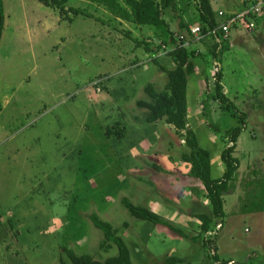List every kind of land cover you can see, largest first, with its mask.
<instances>
[{"label": "rangeland", "instance_id": "1", "mask_svg": "<svg viewBox=\"0 0 264 264\" xmlns=\"http://www.w3.org/2000/svg\"><path fill=\"white\" fill-rule=\"evenodd\" d=\"M194 3L183 0L176 9L167 8L164 18L177 45L201 54L189 79L187 121L211 152L214 178L225 171V132L238 125L239 113L247 114L234 154L240 169L224 194L228 215L223 223L216 220L209 233L193 242L132 217L121 204L123 198L139 205L150 199L161 205L155 208H163V218L189 236L201 232L194 215L211 213L204 193L196 199L204 185L186 174L191 166L181 156L189 151L185 137L164 127V120L144 124L147 110L137 106L139 100H150L145 85L163 91L168 74L162 68L175 67L171 47L160 45L154 29L119 21L89 0H68L66 10L88 15L70 13L72 21L39 0H4L0 217L6 222L0 226V264L3 259L9 264H72L66 249L100 261L116 255V246L101 249L104 234L94 227L92 214L116 228L129 223L122 236L138 245L133 264H166L170 256L183 258V264H264V213H242L250 195L264 189V22L256 21L253 31L233 27L222 51L220 35L193 34L182 27L197 16ZM216 44L220 46L214 49ZM220 69L225 93L239 113L211 99ZM117 118L128 129L122 140L105 134L121 121ZM154 165L168 169L164 178ZM10 229L12 240L5 242ZM8 242L10 252H19L17 259L7 257ZM220 254L237 261L228 263Z\"/></svg>", "mask_w": 264, "mask_h": 264}, {"label": "trees", "instance_id": "2", "mask_svg": "<svg viewBox=\"0 0 264 264\" xmlns=\"http://www.w3.org/2000/svg\"><path fill=\"white\" fill-rule=\"evenodd\" d=\"M46 7L56 8L59 10L60 15L64 18L72 13L75 16L85 15L80 9L70 8L66 10L68 0H39ZM106 7L114 17L129 21L136 22L139 25H148L156 32V39L161 42V46L171 47L169 52L170 57L175 63L173 69H163L168 74V82L163 91L158 92L153 84H147L144 87L146 94L150 100H139L137 106L141 109L147 110L143 122L144 124L156 123L164 120L167 124L174 127L176 134L185 137L186 145L189 151H183L181 156L182 160L191 166L190 176L199 180L205 187V195L210 202L211 213L195 214L194 217L201 221V232L196 236H189L171 221L163 218L158 213L152 211L149 207L133 203L129 198H123L122 204L129 212V214L139 220L148 221L154 226H162L170 231L179 234L182 237L188 238L193 242H199L202 235L211 231L216 220H224L225 213V199L224 194L233 188L234 182L237 178V173L240 169V160L235 157L237 143L240 135L244 130L247 114L239 113L237 107L225 93L224 85L222 83L223 70L220 69L215 74V89L211 94V99L218 101L222 108L228 111L234 110L239 115L238 125L232 127L225 132V138L229 146L223 151L221 157L225 167V171L220 178L212 176V158L211 152L203 148L194 130L188 127V84L189 79L196 73L197 60L196 52L191 51L189 48L177 45L174 32L164 18V12L167 8L176 9L178 4L183 0H89ZM195 2L197 16L195 21L201 28V33L204 35L209 34L210 31L215 30L219 26V20L216 13L212 8L211 0H189ZM259 16L250 15L247 17L248 21H256ZM190 23L187 22L182 25L190 33ZM5 28V6L4 0H0V41L2 39L3 31ZM130 35V32H127ZM209 35H220L224 46L222 51L227 49L226 41L222 37L221 32ZM216 36V37H217ZM215 40V38H214ZM143 42V41H142ZM147 43V42H143ZM146 45V44H145ZM158 45V44H156ZM158 45L154 50L150 47L147 52L154 51L158 53L161 46ZM218 44L215 45L216 49ZM213 56L219 60V55L216 50H213ZM158 63V60H154ZM119 123L116 126H108L106 128V136L108 138L122 139L126 136V128ZM215 130L218 127L215 126ZM259 182V181H257ZM260 185V184H259ZM243 213H260L264 212V189L259 195L256 193L250 195L249 201L242 207ZM91 221L94 227L104 234V239L100 244L101 249H110L116 246L118 252L116 255L106 258L103 261L96 259L94 256L78 255L75 251L67 250L66 255L72 264H133L131 251L124 240L122 234L129 228V223L124 222L122 227L116 228L109 221L103 220L97 214L91 215ZM204 247H209V242L204 240ZM63 262V260H62ZM183 258L170 256L166 259V264H183Z\"/></svg>", "mask_w": 264, "mask_h": 264}, {"label": "crops", "instance_id": "3", "mask_svg": "<svg viewBox=\"0 0 264 264\" xmlns=\"http://www.w3.org/2000/svg\"><path fill=\"white\" fill-rule=\"evenodd\" d=\"M250 2V0H211V3H212V8H213V10H214V12L216 13V15H217V18H218V20H219V23L220 22H223L224 21V17H225V15H226V17H229V16H232V15H234V14H236V13H240L241 11H243L244 9H245V7L247 6V4ZM215 3L218 5L217 7H216V5H215ZM45 6V5H44ZM196 8V7H195ZM220 12H223V14H224V16H221L220 15ZM112 14V13H111ZM70 17H72V16H70ZM114 17V16H113ZM115 19H117V20H122V19H119V18H116V17H114ZM193 19H195V16L194 17H192V16H190L189 17V21H187V22H191L190 23V27H191V25L193 24V25H198L197 23H192V21H193ZM70 21H72L71 19H70ZM256 21H258L257 23H261L262 21L264 22V15L263 16H259L257 19H256ZM256 21H255V23H256ZM5 22H6V18H5ZM187 22H185V23H187ZM233 31H238V30H233ZM232 31V32H233ZM227 48H228V46H227ZM147 115V114H146ZM118 120H121V119H119V118H117ZM122 121L123 120H121V121H117V123H119V124H122V126H124L125 128H126V130H128L127 129V127L122 123ZM143 121V120H142ZM138 122L139 123H141V124H143L141 121H139L138 120ZM164 123V122H163ZM162 124V123H161ZM160 124V125H161ZM154 126V125H153ZM163 126L164 127H168V126H170V127H172V129L174 130V132H175V134H176V130L174 129V127L173 126H171V125H169V124H167L166 122L163 124ZM118 140H122V139H118ZM182 154V153H181ZM170 160H167L166 161V163H168ZM154 169H155V172H156V170H159L161 173H160V177H162V178H164L161 174L162 173H166L165 172V170H167L168 171V169H166L165 167L164 168H162V167H160V166H157V165H154V166H152ZM223 173H224V169H222L221 170V175L219 176V177H217V178H220L222 175H223ZM186 174L187 175H189L190 176V171H189V173L188 172H186ZM153 176V175H152ZM166 176V175H165ZM191 177V176H190ZM153 178V181L155 182L156 181V179L154 178V176L152 177ZM191 178H193V177H191ZM153 184V183H152ZM197 188H201V187H197ZM202 191V190H201ZM200 193H204V195H205V193H206V191L205 190H203L202 192H199V193H197V195H196V199H197V201L199 202V194ZM152 196V195H151ZM152 198H153V196H152ZM146 199V198H145ZM225 199V198H224ZM149 202H151V203H153L152 202V200H150V199H148L145 203H143V205L144 206H147V207H149L152 211H154V212H156V213H158L159 215H161L160 214V212L163 210V208H155V207H158V206H161L160 204H158V203H153V205H154V207L153 206H151V203L149 204ZM134 203V202H133ZM121 204H122V200H121ZM139 205V204H138ZM179 209V208H178ZM175 211V210H174ZM174 213V212H173ZM225 213H226V216L228 215L227 214V211L225 210ZM243 213V212H242ZM262 213H264V212H262ZM253 214V213H252ZM162 216V215H161ZM163 217V216H162ZM167 217L169 218H173L172 217V215H167ZM226 218V217H225ZM224 218V219H225ZM166 219V218H165ZM168 220H170V219H168ZM223 221L224 220H222V223H223ZM6 222V220H4L3 218H1L0 217V226H3V223H5ZM215 224H216V222H215ZM214 224V225H215ZM221 226H222V224H221ZM10 227V226H9ZM154 227H156V228H158V227H162V226H154ZM223 227V226H222ZM152 228V227H151ZM154 229V228H153ZM146 230H150V227H147V228H145V229H142L141 230V236H143L144 234L146 235ZM12 235H11V229H10V233H9V230H7L6 231V238H7V240L5 241V242H7V241H11L12 240V237H11ZM9 239V240H8ZM136 242V241H135ZM135 242L134 241H132V243L130 244V243H127V245H128V247H129V249H130V251H131V254L134 256V253H133V250H134V248L135 249H138V245L137 244H135ZM9 243L10 242H8V244H7V247H8V250L10 249V245H9ZM217 245H218V240H217V243H216ZM241 244V243H240ZM6 245V243H4V246ZM242 245V244H241ZM218 248H219V246H218ZM261 249V248H260ZM219 251H220V249H219ZM261 251H262V253L264 252V246H263V248L261 249ZM9 252H10V250H9ZM228 252V251H227ZM221 253V252H220ZM260 253V252H259ZM17 254H19V252H14V251H11L10 253H8V258L9 259H12V258H16L17 259ZM4 255H6V254H4ZM132 256V257H133ZM253 256H255V254L253 255ZM176 257V256H175ZM178 257V256H177ZM220 257H221V259H225L228 263H234V262H236L237 261V259L235 258V257H230V256H226V257H224L222 254H220ZM178 258H180V257H178ZM258 259H259V256H258ZM165 261H166V259H165ZM256 261H257V258H256ZM4 262H5V259H3V263L2 264H4ZM5 264H9V262H7V260H6V262H5Z\"/></svg>", "mask_w": 264, "mask_h": 264}, {"label": "built area", "instance_id": "4", "mask_svg": "<svg viewBox=\"0 0 264 264\" xmlns=\"http://www.w3.org/2000/svg\"><path fill=\"white\" fill-rule=\"evenodd\" d=\"M221 16H224L223 12H220ZM250 15L263 16L264 15V0H250L245 9L240 13H236L229 17H224V21L219 23V26L209 32V34H216L221 32L224 40H228L233 27L241 25L245 31H253L256 28L255 21H248L247 17ZM191 33L201 34V28L191 26ZM181 38V37H180ZM183 38V37H182Z\"/></svg>", "mask_w": 264, "mask_h": 264}]
</instances>
